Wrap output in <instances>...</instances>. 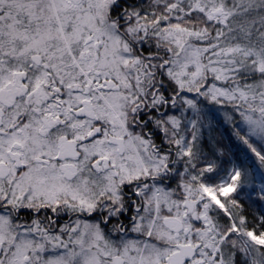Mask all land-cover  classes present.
<instances>
[{
    "label": "snow or ice",
    "instance_id": "1",
    "mask_svg": "<svg viewBox=\"0 0 264 264\" xmlns=\"http://www.w3.org/2000/svg\"><path fill=\"white\" fill-rule=\"evenodd\" d=\"M0 264H264V0H0Z\"/></svg>",
    "mask_w": 264,
    "mask_h": 264
}]
</instances>
